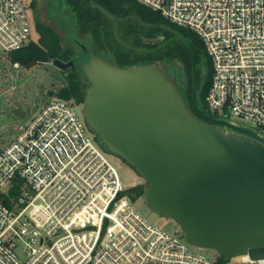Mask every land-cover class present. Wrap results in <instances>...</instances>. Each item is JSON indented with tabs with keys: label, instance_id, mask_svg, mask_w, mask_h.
<instances>
[{
	"label": "built area",
	"instance_id": "1",
	"mask_svg": "<svg viewBox=\"0 0 264 264\" xmlns=\"http://www.w3.org/2000/svg\"><path fill=\"white\" fill-rule=\"evenodd\" d=\"M195 32L212 62L204 107L264 133V0H137ZM25 0H0V53L26 46ZM253 124V125H251ZM22 192L7 205L14 178ZM107 152L58 97L0 147V264H264L243 254L220 261L190 248L135 205Z\"/></svg>",
	"mask_w": 264,
	"mask_h": 264
},
{
	"label": "water",
	"instance_id": "2",
	"mask_svg": "<svg viewBox=\"0 0 264 264\" xmlns=\"http://www.w3.org/2000/svg\"><path fill=\"white\" fill-rule=\"evenodd\" d=\"M91 3L117 27L114 15ZM169 29L191 50L194 104L207 121L189 110L179 81L164 63L122 67L110 54L92 52L78 64L88 81L81 104L85 122L107 151L146 180L142 197L147 206L174 218L194 246L226 258H262L264 133L217 119L205 109L196 48L185 35ZM162 39L144 38L152 44ZM53 63L62 70L75 67L73 60L56 58Z\"/></svg>",
	"mask_w": 264,
	"mask_h": 264
},
{
	"label": "trees",
	"instance_id": "3",
	"mask_svg": "<svg viewBox=\"0 0 264 264\" xmlns=\"http://www.w3.org/2000/svg\"><path fill=\"white\" fill-rule=\"evenodd\" d=\"M59 1L62 10L65 8L72 16L74 32L87 46L90 54L96 52L106 57L110 54L114 62L122 67L144 63H164L170 67L179 81L184 98L192 100V53L187 44L169 27L185 35L192 41L197 51L199 96L201 102L205 104L212 66L205 45L195 32L169 22L161 13L146 7L137 0H94L118 19L117 27L114 20L92 5L91 0ZM55 23L58 24L57 27H65L61 20ZM36 28L39 32L38 40L31 38L23 48L9 52L12 62L30 66L56 58L64 61L74 59L76 56L74 48L63 45L53 26L37 22ZM160 35H163V39L155 44L144 40V38H154ZM176 60L183 65L180 73L175 72L173 67ZM205 66L206 72H203L202 67ZM64 72L67 73L66 84L60 87L55 95L81 105L85 98L83 73L80 69H67ZM96 139L102 148L109 152L101 144L97 134ZM22 186V179L14 178L10 196L5 195L3 198L7 205H12V198L21 195ZM145 189L146 184L139 183L129 188L128 191L132 199L136 201ZM219 258L220 261L227 260L222 255H219Z\"/></svg>",
	"mask_w": 264,
	"mask_h": 264
},
{
	"label": "rangeland",
	"instance_id": "4",
	"mask_svg": "<svg viewBox=\"0 0 264 264\" xmlns=\"http://www.w3.org/2000/svg\"><path fill=\"white\" fill-rule=\"evenodd\" d=\"M25 4L31 23V37L34 40L39 38L37 22L44 23L57 30L64 46H72L76 55L80 53L79 46L72 40L75 33L72 16L65 8L62 10L59 0H25ZM54 20L57 22L61 20L67 28L57 27L58 24ZM207 56L211 62L210 56ZM173 67L177 73L183 70V65L178 60L174 62ZM66 74L53 63V59L26 66L19 62H12L9 53H0V147L8 144L18 133L19 126L29 122L47 100L58 97L55 93L66 84ZM87 85L88 81L85 78V90ZM15 109H18V112ZM77 111L84 119L81 105H77ZM107 154L125 183L141 182L147 186L146 180L131 165L116 154L110 152ZM135 205L150 221L164 226L171 232L180 231L181 227L174 218L153 212L142 196L135 201ZM187 242L191 249L202 252L210 258L218 256L214 250L200 249L189 240Z\"/></svg>",
	"mask_w": 264,
	"mask_h": 264
},
{
	"label": "flooded vegetation",
	"instance_id": "5",
	"mask_svg": "<svg viewBox=\"0 0 264 264\" xmlns=\"http://www.w3.org/2000/svg\"><path fill=\"white\" fill-rule=\"evenodd\" d=\"M70 30V29H69ZM74 35H75V37L80 41V42H82L78 37H77V35L74 33ZM160 36H162L163 37V35H160ZM72 40H73V42L76 44V45H78L79 46V48H80V53L79 54H77L75 57H74V59H71V60H73L74 61V63H75V67H69V68H67V69H73V70H79L80 69V67L78 66V64H80L81 62H84V61H86L87 59H88V57H89V55H90V52L88 51V48H87V46H86V49H84L81 45H80V43L79 42H77V41H75V39L73 38V36H72ZM83 43V42H82ZM84 44V43H83ZM89 53V54H88ZM107 57H109V56H107ZM205 68H206V66L205 67H202V70H203V72H206L205 71ZM67 69H65V70H67ZM64 70V71H65ZM192 93H193V89H192ZM186 98V97H185ZM186 102H187V105H188V108H189V110L194 114V115H197L198 117H200L201 119H204V120H206V118L205 117H203V115H202V113L197 109V107L195 106V104H194V98H193V96H192V100L191 99H187L186 98ZM206 109V108H205ZM207 110V109H206ZM215 118H217V119H220V120H225V119H222V118H220V117H218L217 115H215V114H213V113H211ZM207 121V120H206ZM226 121H228V120H226ZM220 128H222V129H224V130H231L229 127H227V126H223V125H220L219 126ZM139 183H141V182H138V184Z\"/></svg>",
	"mask_w": 264,
	"mask_h": 264
}]
</instances>
